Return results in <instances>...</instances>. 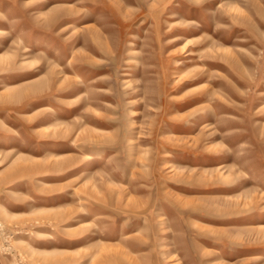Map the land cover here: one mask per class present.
Wrapping results in <instances>:
<instances>
[{"label": "rangeland", "instance_id": "rangeland-1", "mask_svg": "<svg viewBox=\"0 0 264 264\" xmlns=\"http://www.w3.org/2000/svg\"><path fill=\"white\" fill-rule=\"evenodd\" d=\"M0 264H264V0H0Z\"/></svg>", "mask_w": 264, "mask_h": 264}, {"label": "bare ground", "instance_id": "bare-ground-1", "mask_svg": "<svg viewBox=\"0 0 264 264\" xmlns=\"http://www.w3.org/2000/svg\"><path fill=\"white\" fill-rule=\"evenodd\" d=\"M36 249V248H35Z\"/></svg>", "mask_w": 264, "mask_h": 264}]
</instances>
